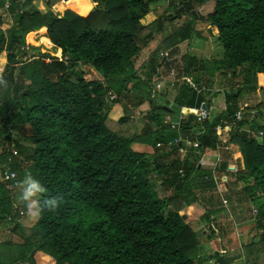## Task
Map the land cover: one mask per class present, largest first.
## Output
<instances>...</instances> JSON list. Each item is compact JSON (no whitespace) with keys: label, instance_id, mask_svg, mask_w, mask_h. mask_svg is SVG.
<instances>
[{"label":"trees","instance_id":"trees-1","mask_svg":"<svg viewBox=\"0 0 264 264\" xmlns=\"http://www.w3.org/2000/svg\"><path fill=\"white\" fill-rule=\"evenodd\" d=\"M32 1L0 0V54L5 57L0 75L6 81L0 84V172L5 168L19 169L24 175L30 172L46 188L45 196L62 199L57 211L45 210L24 229L10 189L0 182V224L10 225L18 239L0 242V264H34L36 251L50 256L53 264H202L206 257L198 254L203 246L179 210L196 203L204 208L202 218L212 220L218 195L208 169L197 162L195 149L202 152L227 143L240 155L241 173L236 176L242 183L240 192L259 201L255 223L260 231L257 241L249 242L263 247L264 121L235 120L239 91L229 88L223 110L196 120V110L209 103L207 88L196 89L204 85L203 72L217 68L231 81L246 66L244 80L257 75L264 93V0H166L164 12L153 14L148 22L149 4L157 0H90L83 14L72 9L86 0H59L65 7L60 16L50 10L58 0H42L44 11ZM209 1L210 10L199 15L195 9ZM51 8L62 11L56 4ZM182 14L190 19L178 33L164 37L157 49L188 39L193 21L201 20L215 27L221 58L183 56V71L196 88L182 82L170 106L150 103L153 129L148 126L137 132L125 113L109 120L108 110L117 97L106 102V80L117 78L118 91L127 89L125 72L133 59L153 34L165 29L168 19ZM23 38L27 43L36 39L56 56L33 55L36 47L26 45ZM80 62L104 80L84 78ZM154 65H146V84L156 73ZM180 105L185 107L186 119L179 133L195 143L183 158L175 156L176 146L171 143L178 132L162 123V115ZM219 118L230 124L215 133L212 128ZM24 124L30 129L27 145L8 132L11 128L21 136ZM244 125L250 133L239 131ZM132 143L149 145L153 153L137 151ZM166 152L174 156L163 161ZM224 169L222 164L219 170ZM156 182L168 193L158 195ZM252 249H244V254ZM227 263L223 254L213 261Z\"/></svg>","mask_w":264,"mask_h":264},{"label":"rangeland","instance_id":"rangeland-1","mask_svg":"<svg viewBox=\"0 0 264 264\" xmlns=\"http://www.w3.org/2000/svg\"><path fill=\"white\" fill-rule=\"evenodd\" d=\"M59 2H61V1H59ZM32 3L39 10L41 9L39 6L40 4H42V6H44L42 0H33ZM211 3L212 2L209 1V3L207 5L198 6L195 9L196 12L199 15L204 16L210 10ZM51 6H50V10H51ZM90 6H91V1L86 0L83 4L79 5V7L77 6L78 8L75 7V9H72V10L79 13V14H83L84 12H86L89 9ZM149 6H150V11H149L150 15H153L152 10H154L155 15H161L164 12V10L167 8V2H166V0H157L155 2L150 3ZM53 10H54V8H53ZM53 10H51V11L55 12V10L54 11ZM62 10L64 11L65 7H63ZM56 13L59 14L58 16H60V14H61L60 11L57 12V10H56ZM188 19H190V16L185 15V14H182L178 17H173L171 19H168L169 23L166 25L165 29L169 28V32H173L175 27H178L180 24L186 22ZM192 27H193L192 28L193 32L191 34V37H192L191 41H186V40L180 41L181 44L179 45V47L176 48L177 49V51H176L177 57L174 59L173 62L177 68L176 69L177 71H180L181 69H183V56L186 53L195 55V56L199 57L200 59H206L207 61L219 60L221 58L222 49H221L220 45L217 43V40L215 38L216 34H217L215 27L212 25H209L206 22L201 21V20L193 21ZM164 35H167V34H164ZM180 42H178V43H180ZM31 45L36 46V48H34V50L31 51V53L33 55L37 56L38 53L46 52V51L48 52V50H46L42 46H39L38 44H31ZM35 46H33V47H35ZM41 48H43V49L40 50ZM59 57H60V55H59ZM146 61L147 60H142V63L146 62ZM83 65H84V66H82L83 69L84 68L87 69V67L90 68V66L86 63H83ZM208 66L210 67L211 65L209 64ZM79 68H81V64H80ZM140 68L141 67L138 64L136 70L138 69V71H140ZM245 69H246V66H243L242 68H240L239 69L240 72L237 75H235L231 79V81L225 80L224 78L228 77V75L224 76L223 74H221V70H219L217 68H215V70H213V71H206L203 73L199 72V73H201V75H204L207 80H209V83H208L209 89L207 91L209 93L208 94L209 96H211V97L213 96V102L214 103L212 104L213 106L212 105L210 106L211 107L210 108L211 112H209L210 117L214 116L216 113L223 110L222 109L223 108L222 102L225 103V101H223L222 95H219L216 97V95H218L217 93H220V90H217V89L227 87L232 91H235L237 89L239 91V94L237 96L236 105H237L238 110L240 112L241 120L252 118L258 122L264 121V93H263V91H261V89L259 87V84H261V79L257 75H255L254 78L249 77L247 80H244L243 77H244ZM160 70L162 71L161 73H162L163 77H168V75L166 74L165 64H162ZM93 71L95 72V75L94 76L89 75V78H91V79H95L96 77H98L100 75L96 70L93 69ZM132 71H133L132 67L129 66L125 72V74L128 78V85H127L128 90L132 84H135L137 82V79L139 77V74H136V76L134 77L132 74ZM205 77L203 79L201 78L202 79L200 81L201 83L205 82ZM163 82L164 83L162 84V88L158 94L159 97L151 99L150 103L160 104L162 102H165L166 100L168 101L170 98L173 97L175 91L177 90L176 89V86H177L176 83L173 86L169 87L168 82H165V81H163ZM149 83H150V81H149ZM205 83L207 84V82H205ZM252 83L257 84L256 86H258V87L257 88L256 87L251 88ZM106 85L109 88L108 90H110L114 93H116V91H118L120 89L119 80L117 78L107 79ZM201 86H203V85H201ZM203 87H205V86H203ZM139 89L142 90L143 93H145V91L147 93V89L145 88V86H140ZM127 91L125 90V87L123 86V88L120 91H118V93H117L119 95H118V99H117L116 103L115 104L113 103V104L119 105L121 107V101L120 100L122 99V95L127 94V93H125ZM223 91H224V89L222 90V92ZM105 99H106L107 103H110V100H108L107 96L105 97ZM124 101H127V103L128 102L130 103L129 99H127V100L124 99ZM124 101L122 102V104L126 105V103ZM146 103L147 102L145 101L144 105ZM113 104H111V107H110L111 108V115L108 113V116H107L108 119L111 121H115V118L113 117V114H114L113 112L115 110V108L112 107V106H114ZM125 107H126V112L128 114H130V110L132 109L131 106H129V107L125 106ZM146 108L150 109L151 105L148 103ZM109 110H108V112H109ZM143 111H145V110H143ZM135 113L136 112L133 110L132 115L134 116ZM138 116L140 117V119L135 120V122L133 121L134 125L136 127L135 130L137 132L143 131L144 127L146 125H149L153 129L154 125L151 123V121H149V119H148V121L147 120L145 121L146 118H145L144 112H140L138 114ZM21 129H22L21 130V133H22L21 136L16 134L15 131L13 130V135H14L15 139H17L19 143H22L24 145L30 144L29 140L27 139V136H29V134H30V129H29L28 124H24ZM245 129H246V125L239 128V131L240 132L245 131ZM248 133H250V132L248 131ZM146 146L147 145H140L136 149H138L137 151H143L145 149H148L147 150L148 153H146V154L149 155V153H150L149 151H151V147L147 148ZM188 148H195V147L192 144H190L189 146H187L186 150H188ZM230 151H231V149H230ZM185 154H183L181 157L183 158ZM172 156L173 155H171L169 159H171ZM202 163L206 164V162L202 161V159H201L200 164H202ZM206 165H205V167H207ZM229 165L236 167L237 171L233 170L234 173H236V175L234 177H232V175H228L227 184L222 188L221 195H222V197H225L227 199V204H226L227 207H223L221 205L220 208H214L212 210V215H211L212 220L211 221L208 220V222L209 223L211 222V225H213V228H214L212 238H214V241L216 242L217 246H219V243H220L223 246V248H225V249H242L244 251V249L245 250L246 249H252V247H254L252 249V252L249 253L248 255L242 253L241 251H240V253H237V254H233V253H230L231 251H228L227 254L224 255V257H225V259L228 260V262L230 264H247V263L251 262L250 258L254 259L255 264H264V246L262 247L259 244H257L256 246H253V245L251 246V244H253V243L249 242V241L256 242L258 239V235H259L258 233H259L260 229L256 226V223H255L256 217H255V214H253L251 211L252 208L256 209V204L259 201L257 199L249 200L246 195H244L242 192H240V187L242 186V183H241V181H238L236 179L237 174L241 173V172H239L240 167H241L240 159L239 160L235 159L232 163L230 162ZM22 166H23V164H22ZM14 172H15V177L8 183V188L11 191L10 193L12 196V203H13L14 207L17 208L18 213L20 215L18 221H19V223H22L23 225L25 224V226H23L21 224L24 229H28L33 224V222L35 221L36 218H32L29 214H27L26 208H25L23 202L19 199L18 189L15 187L16 182L23 179V177L25 175L19 169L15 170ZM228 183H230V189L227 187ZM156 191H157L158 195H160V196L168 193V190L166 188L163 189V187L159 184V182H156ZM219 203H221L220 199H219ZM239 209H241V212L238 211ZM185 215L187 216V219L189 221L196 222L194 220V218H195L194 216H198V210L196 207L193 209H189V211L185 212ZM26 220H27V222H26ZM9 226L6 225L5 223L0 224V242L3 240H6V239L10 240V241L14 240V242L18 241L17 237L13 234V232L11 231V227H9ZM222 228L226 230L225 235H229L228 237H230V239H231V241L229 240V243L227 242V240L224 238V236L222 234H219V232ZM258 246H260L261 249H257ZM231 247H235V248H231ZM198 255H200V256L202 255L203 257H205L204 252H199ZM214 259H215L214 257H210L209 262H207L206 258H205V260L202 262V264H213ZM34 261H35L34 264H52L51 260H49L50 261L49 262L48 258H42L40 256H36V259ZM20 264H26V263L22 262ZM250 264H254V263L251 262Z\"/></svg>","mask_w":264,"mask_h":264},{"label":"crops","instance_id":"crops-1","mask_svg":"<svg viewBox=\"0 0 264 264\" xmlns=\"http://www.w3.org/2000/svg\"><path fill=\"white\" fill-rule=\"evenodd\" d=\"M53 4H56L57 6H59V7H61V8H63L64 6L62 5V3L61 2H59V1H55ZM52 4V5H53ZM79 5V4H78ZM78 5H76V7L78 6ZM40 6V10L41 11H44V9H45V7L44 6H42V4H40L39 5ZM51 10H53V8H51ZM54 11V10H53ZM57 12H58V10H57ZM62 12H63V10L62 11H60V13L62 14ZM55 13H56V11H55ZM57 14V16L59 15L58 13H56ZM60 14V15H61ZM154 14V13H153ZM155 16V15H154ZM154 16L153 15H148L147 17H146V22H148V21H150L151 19H153L154 18ZM183 24V23H182ZM182 24H180L178 27H175V29L173 30V32H169V28H166V29H163L162 31H160V32H158V33H156V34H153L152 35V38L146 43V45L140 50V52H139V54L137 55V57H135V59L131 62V64H130V66L132 67V70L134 71V73H136V74H139V77H138V79H137V82L135 83V84H132L131 85V87L129 88V90L128 89H126L125 88V90L127 91V92H125V93H127V94H124V95H122V99L120 100L121 101V107L119 106V105H114V106H112L113 108H115V110H114V114H113V117L116 119V118H118L120 115H122L123 113H125V114H127V115H130L131 116V119L135 122V120H138V119H140V117L138 116V114L140 113V112H144V115H145V121L147 120L148 121V119H149V121H151L150 120V114L148 113L149 112V109L148 108H146L147 107V104L149 103L150 104V101H151V99H149L148 98V95H147V93H146V91H145V93H143L142 92V90H140L139 89V87L140 86H145V88L147 89V87H148V85H149V81L150 82H152L153 80H156V81H159V83L161 84V88H162V84L164 83L163 81H165V82H167V80L165 79L166 77H163L162 76V71L160 70V68H161V66H162V64H165V66H166V69H167V62L166 61H164L163 59H162V57H159L158 55H157V53L159 52V51H168V53H169V55H171V57H176L177 56V53H176V51H177V47H179V45L181 44V42L180 43H177L176 45H174V46H172V47H170V48H167V49H160V48H158L157 49V47H159V45H160V42H161V40L164 38V37H166L167 35H169L170 33H173V34H176V33H178V31L180 30V27H181V25ZM41 27H44V26H40V28ZM45 28V27H44ZM168 29V30H167ZM30 31H35V29H33V30H30ZM30 31H28V32H30ZM192 32H193V30H192ZM44 34H45V36H46V30L44 31ZM164 34H167V35H164ZM164 36V37H163ZM47 37V36H46ZM156 37V38H155ZM189 39V40H188ZM188 39H184V40H186V41H191V39H192V37L190 36ZM23 40H24V43L26 44V45H31V44H38V42L36 41V39H34L32 42H34V43H27L26 41H25V39L23 38ZM183 41V40H182ZM198 42V41H197ZM198 44V43H197ZM39 46H42V45H40V44H38ZM32 46H35V45H32ZM36 47V46H35ZM43 47V46H42ZM44 48V47H43ZM43 48H41L40 50H42ZM56 48V47H55ZM46 49V48H45ZM156 49V50H155ZM46 50H48V49H46ZM47 52V51H46ZM47 53H49V54H53L54 55V53L52 52V50H48V52ZM173 53V54H172ZM180 54V53H179ZM178 54V55H179ZM190 55H192V54H190ZM54 56H56V55H54ZM193 56H195V55H193ZM58 57H59V55H58ZM195 58H197V59H200L199 57H197V56H195ZM142 60H147L146 62H143L142 63ZM4 62H5V57H4V54H0V69H2V66H3V64H4ZM148 62H154V66H155V71H156V73H154L153 75H151L150 77H149V80H147V84L146 83H144V81L146 80V78H147V76L145 77V70L147 69V67H146V65L148 64ZM80 64H81V70L83 71V77L84 78H86V79H91V78H89V75H91V76H94L95 75V72L93 71V68L90 66V68H88L87 67V69H83L82 68V66H84L83 65V63L82 62H80L79 63V66H80ZM140 65V71H138V69L136 70V68H137V65ZM138 72V73H137ZM98 74V73H97ZM178 74H179V72H178ZM223 77V76H222ZM206 78V77H205ZM95 79H98V80H101V81H103L104 79L102 78V76L101 75H99L98 77H96ZM225 80H227L226 79V77L224 78ZM142 80L143 81V83L142 82H140V81ZM206 82V81H205ZM204 82V84L205 85H203V86H205V88H207V90L209 89L208 88V83H209V80L207 81V84ZM127 83V82H126ZM142 83V84H141ZM170 87V86H169ZM177 87V86H176ZM161 88H160V90H161ZM227 87H225V88H219V89H217V90H220V93H217L218 95H216V97L217 96H219V95H222L223 96V100H224V92H225V89H226ZM224 89V91L222 92V90ZM160 90H159V92H160ZM110 91V90H109ZM112 92V91H111ZM114 95H115V98L116 99H118V95L119 94H117V93H114V92H112ZM175 94H176V91H175V93H174V95H173V97L172 98H170L168 101L166 100L165 102H162V103H160L161 105L163 104V103H168V105L170 106L171 104H172V101H173V99H174V96H175ZM157 97H159V96H157ZM156 97V98H157ZM114 98V99H115ZM124 99H129L130 100V103L128 102L127 103V101H124ZM149 99V100H148ZM113 100V99H112ZM125 102L126 103V105H123L122 104V102ZM147 102L145 105H144V102ZM214 102H213V96L211 97V96H209V103H208V106L210 107L212 104H213ZM151 104H157V103H151ZM150 104V105H151ZM125 106H131V110H130V114H128L127 112H126V107ZM133 106V107H132ZM213 106V105H212ZM112 108V109H113ZM145 108V109H144ZM133 110L136 112L135 113V115L133 116L132 115V112H133ZM143 110H145V111H143ZM175 112V111H174ZM210 112H211V109H210ZM110 115H111V108H110V110H109V112H108ZM152 123V122H151ZM153 124V123H152ZM149 125H146L145 127H148ZM144 127V128H145ZM155 129V128H154ZM141 132V131H140ZM230 144V143H229ZM140 145H145V144H142V143H132L131 144V147L133 148V149H135V150H138V149H136V148H138ZM230 148H229V150L228 151H224V150H218V151H215V150H213V149H205L204 150V154H203V156H202V161H205L206 163H208L211 159H212V156L213 155H215L216 153L217 154H220L222 157H223V159L225 160V163H226V165H228L227 167H228V170H227V175H232V177H234L235 175H236V173H234V171L233 170H236V167H234V166H231V165H229L230 164V162L232 163L235 159L236 160H239V157H240V155H239V152L237 151V149H236V147L233 145V144H230ZM147 148H149V147H151V146H149V145H147L146 146ZM230 149H231V151H230ZM147 150L148 149H145V150H143L145 153H148L147 152ZM150 153H149V155H151L152 153H153V148H151V151H149ZM229 153V154H228ZM171 155H173L172 153H170V152H166V154H164L162 157H161V159L163 160V161H166V160H168L169 158H170V156ZM174 156V155H173ZM202 167H204L205 168V163H202V164H200ZM237 171V170H236ZM219 198V197H218ZM225 198V197H224ZM220 199V198H219ZM219 199L216 201V203H217V205L215 206V208H220L221 207V205H222V203H219ZM226 199V198H225ZM249 200H251L250 198H248ZM227 200V199H226ZM221 201V200H220ZM227 204V203H226ZM223 206V205H222ZM197 208V210H198V216H194L195 218H194V220L196 221V222H192V221H189L188 219H187V216L185 215V212L186 211H189V209H193V208ZM229 207V206H228ZM203 207L201 206V205H198V204H196V203H193V204H191V205H188V206H185L184 208H182L181 210H179V213L180 214H182V215H184V218L189 222V224H190V226L192 227V229L193 230H195L196 232H197V239H198V243H199V245H201V246H203L202 248H201V252H204L205 253V257H206V261L207 262H209V260H210V257H214L215 259L216 258H219L220 257V254H218V250H219V248H223V246L219 243V246H217V244H216V242L214 241V238H212L213 236V232H211L210 231V229H209V227H208V221H205L203 218H202V213H203ZM240 210V211H239ZM238 211L239 212H241V209H239ZM212 217V216H211ZM28 220V219H27ZM27 220H26V222H27ZM20 224H22V223H20ZM23 225V224H22ZM23 226H25V224L23 225ZM225 229H221L220 230V232H219V234H222L223 236H224V238L227 240V242L229 243V240L231 241V239H230V237H228L229 235H225ZM260 231V230H259ZM227 233V232H226ZM229 238V239H228ZM13 242H14V240H13ZM231 248H235V247H231ZM226 252L223 254V255H226L227 254V252L228 251H231L230 253H233V254H237V253H240V251L242 252V253H244V251H242V249H225V248H223ZM36 256H40V257H42V258H48V261L49 260H51V263L53 264V260L51 259V257L50 256H48L47 254H44V253H42L41 251H36L35 253H34V256H33V259L35 260L36 259ZM201 257H202V255H201ZM215 259L213 260V261H215ZM45 260V259H44ZM50 262V261H49ZM34 263H35V261H34Z\"/></svg>","mask_w":264,"mask_h":264},{"label":"built area","instance_id":"built-area-1","mask_svg":"<svg viewBox=\"0 0 264 264\" xmlns=\"http://www.w3.org/2000/svg\"><path fill=\"white\" fill-rule=\"evenodd\" d=\"M7 2L5 1L3 8L6 9L7 8ZM159 56L162 57V59L164 61H166L167 64V69H166V74L168 75V77H166L165 79L167 80L169 86H173L175 83L176 85L185 82L187 83L190 87L196 88V85L192 82L191 78L186 75L183 71V69H181L180 71H177L176 66L174 65V59L177 57H171V55H169L168 51H159L158 52ZM1 71V69H0ZM179 72V74H178ZM161 88V84L159 83V81L153 80L152 82L149 83L148 87H147V95L149 99H154L157 96H159V90ZM204 89L203 86H200L199 88H197V92ZM107 98L108 100H112L115 98V95L111 92V91H107ZM225 101V99L223 100ZM226 102H222V109L225 108ZM184 108L182 105L178 106V109L175 112H165L162 115V123L166 124L170 129H174L178 132V135L176 137H174L171 141L172 144H174V146H176L175 148V156H178L179 158H182L181 156L183 154L186 153V149L187 146H189L190 144H192L195 147V143L188 137H182V135L179 133L180 132V127H181V123L185 121L186 119V113L184 111ZM210 108L209 106H207V108H199L196 110V120H202L204 118H211L209 116V112H210ZM239 114V115H238ZM235 120H240V112L239 110H237L234 114ZM230 123L224 119V118H219L218 121L213 125V131L215 133H220L221 130L223 129V127L228 126ZM9 135L13 136V130L11 128L8 129ZM246 132H248V130L246 129ZM261 131L257 132L258 137L261 136ZM170 143V144H171ZM158 145V144H157ZM230 144H217L216 148L213 149L215 151L218 150H224V151H228L230 148ZM12 153L15 154L16 151L14 148H12ZM195 153H197L199 155L198 158V163L200 164V160L204 154V150H202V152L200 150L195 149ZM207 167H205L206 169H208L209 171V177L214 185V189H215V193L218 195V197L221 200V203L224 207H226V203L227 200L222 197L221 193H222V188L227 184V180H228V175H227V170H228V165H226L225 160L223 159V157L220 154H215L212 156V159L206 163ZM222 164H225V169L219 170V167H221ZM178 173L181 174V169L177 170ZM15 177V172L13 170H9V169H4L3 171L0 172V182L4 183L5 186L8 188V183ZM252 213L255 214L256 213V209L252 208ZM225 250L220 248L218 250V253L224 254ZM229 264V263H227Z\"/></svg>","mask_w":264,"mask_h":264},{"label":"clouds","instance_id":"clouds-1","mask_svg":"<svg viewBox=\"0 0 264 264\" xmlns=\"http://www.w3.org/2000/svg\"><path fill=\"white\" fill-rule=\"evenodd\" d=\"M157 55L159 56L158 53ZM0 84H6L2 75H0ZM15 187L18 189L19 199L23 202L27 214L32 218H39L45 210L55 212L61 206L62 197L45 196L46 188L30 172L17 181Z\"/></svg>","mask_w":264,"mask_h":264},{"label":"water","instance_id":"water-1","mask_svg":"<svg viewBox=\"0 0 264 264\" xmlns=\"http://www.w3.org/2000/svg\"><path fill=\"white\" fill-rule=\"evenodd\" d=\"M240 211V210H239ZM182 217L184 218V215H182Z\"/></svg>","mask_w":264,"mask_h":264}]
</instances>
